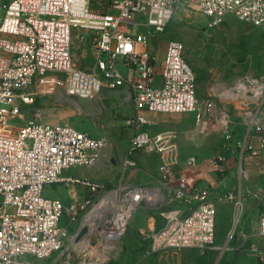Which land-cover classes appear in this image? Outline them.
Segmentation results:
<instances>
[{
  "label": "built area",
  "instance_id": "obj_1",
  "mask_svg": "<svg viewBox=\"0 0 264 264\" xmlns=\"http://www.w3.org/2000/svg\"><path fill=\"white\" fill-rule=\"evenodd\" d=\"M176 2L10 0L2 5L0 264H48L45 259L65 249L69 238L68 227L59 225L63 210L76 221L81 213L86 216L99 205L85 235L76 241L80 253L91 246L95 237L100 241H118L139 206L159 203L164 205L163 224L152 233L149 252L226 248L215 244V201L209 198L206 187L191 185L184 175V171L199 165V159L180 155L175 128L155 132L138 129L151 123L141 111L194 112L198 124L212 123L230 139L232 121L222 99L242 102L240 117L244 132L237 141L241 161L246 154H258L264 145V80L246 74L226 87L231 88V94L225 93V87L215 86L208 98L199 100L195 72L185 58L184 45L171 39L158 69L162 82L152 85L157 56L151 47V28L162 31L167 26ZM190 2L206 17L209 27L228 16L256 26L264 24V0ZM85 34L92 56L89 68L73 60V39L81 42ZM58 73L64 79L61 94L74 99L91 100L104 90L128 89L136 110L129 125L137 130L129 138L127 155L138 151L156 154L159 159L156 181L162 188L147 185L108 188L88 176L63 175L72 167L92 166L107 142L69 123L42 121L35 114L23 120L21 105L33 103L36 79ZM252 131L261 134L259 147L248 141ZM223 161L218 155L217 165ZM240 161L238 173L244 174ZM60 181L84 187L86 195L82 201L66 206L60 199L44 194L47 185ZM217 200L231 201L234 222L235 216L238 220L241 197L237 193L228 191ZM183 202H194L195 206L184 209ZM257 233L264 235V214L259 216ZM247 250L255 253L256 264H264V254L255 244ZM65 263L70 264L67 260Z\"/></svg>",
  "mask_w": 264,
  "mask_h": 264
},
{
  "label": "rangeland",
  "instance_id": "obj_2",
  "mask_svg": "<svg viewBox=\"0 0 264 264\" xmlns=\"http://www.w3.org/2000/svg\"><path fill=\"white\" fill-rule=\"evenodd\" d=\"M207 23L206 17L190 0H177L174 15L167 26L162 31L151 28L153 36L151 47L157 56L156 68L161 65L168 41L178 39L182 41L185 58L195 72L199 100L208 98L213 87L231 86L238 77L246 74L264 80V24L256 26L231 16L213 27L207 26ZM73 44L74 62L81 67L89 68L92 56L86 34L81 42L74 38ZM63 81L62 73H58L57 76L48 74L42 79H36L33 103L21 105L23 120L35 114L42 121L69 123L79 130H86L92 136L104 138L107 144L103 148L106 147L108 150L107 157L115 153L117 156L115 163L118 168L109 175L112 177L109 178L111 180L109 184L115 185H109L110 187H115L119 180H133L143 185H152L151 182L157 177L158 158L155 155L139 151L131 157L133 166L127 164L129 167L125 168L128 156L127 139L133 130L129 121L134 114L130 101L125 99V94L103 91L91 101L74 99L61 94ZM222 103L230 112L235 135L226 139L212 123H193L190 129H185V133L183 131V135L190 138L183 142V154H193L198 159V156L204 157L199 161L210 159L217 164L218 155L225 158L223 147L236 146L238 150L237 141L242 138L240 136L242 102L222 99ZM155 115L171 117L173 114L154 113L153 117L149 116L156 125L158 122L169 121L155 118ZM192 121V113L183 114L181 125H191ZM55 185H47L44 194L50 196ZM112 196L111 194V199ZM161 209L160 204L142 205L130 219L122 237L114 243L113 249L106 252V256L102 258L97 257L96 252L105 246L106 241H100L97 237L92 239L91 246L84 252L76 250L77 242L73 243L71 237L78 232L85 214L81 213L75 221L67 210H63L59 225L68 227L69 238L62 252L64 255L61 264H66L62 262L63 260L69 261L70 264H128L132 259L142 257V254L149 250L151 240L148 223H151L152 227L154 224L155 228L162 224L163 218L158 214ZM234 213L233 209V225L231 229L229 228L230 231L223 237L216 236L215 244L226 247L222 251L185 248L176 251L167 249L147 255L159 258L160 264L167 260L171 261V264H246L241 261L242 256H238L244 248L237 247L238 243H234L236 237ZM67 256L70 258L67 259Z\"/></svg>",
  "mask_w": 264,
  "mask_h": 264
},
{
  "label": "crops",
  "instance_id": "obj_3",
  "mask_svg": "<svg viewBox=\"0 0 264 264\" xmlns=\"http://www.w3.org/2000/svg\"><path fill=\"white\" fill-rule=\"evenodd\" d=\"M9 1L10 0H0V18L3 15L2 5L8 3ZM160 63L162 64V62ZM160 67L161 65L158 68H156L157 72L152 79V82H151L152 85L158 86L162 82V78L158 70ZM104 91H109V90H104ZM110 91L111 92L116 91L121 94H125V99H128V101H130L132 105V110L134 112L133 116L136 114V110L133 107L132 101L128 94V89L126 87H120L116 90H110ZM94 99H91V100H94ZM141 113H143L146 117L150 119L149 116L153 117L154 113L157 114V113H165V112L141 111ZM190 113H192V120H193L192 124L187 125V126L181 125L183 114H190ZM168 114H173V115L171 117H166V116L160 117V116L155 115V118H163L165 120H168L169 122H164V123L158 122V124L155 125V123L152 122V120L150 119L151 120L150 125L148 126L140 125L138 126V129L148 128L150 131L155 132V131H160L166 128H175L178 131L177 142H178L180 155L182 157L193 155V154H183L182 151H183V142H185V140L187 141L190 140V138H187L185 137V135H183V131L185 129L186 130L190 129L193 123L194 124L196 123L195 113L194 112H181V113H168ZM263 120H264V114H263ZM131 128L133 130H132L130 137L132 136L134 131L137 130L133 126H131ZM232 131H233V135H235L233 127H232ZM243 132H244V126L241 123V129H240L241 135L240 136L243 135ZM262 134L264 135V132ZM94 137H97V136H94ZM260 137H261V134H258L252 131L250 135L248 136V141H250V143L253 146L259 147ZM129 138L127 139V142L129 141ZM222 152L225 158H224V161L220 165L213 163L210 159H207V160L201 159L202 161L199 163V165H197L193 169L184 171V175L191 185L206 187L208 190L209 198L215 201L216 236L218 235L220 237H223L225 233L230 231L233 225V220H232L233 219V203L228 200L219 201L217 200V197L228 191H233L241 197V208L239 212V218L236 223L234 222L236 224V226L234 224V226L236 227L235 229L236 237L234 239V243L236 244L238 243L237 247L238 246L241 247L242 245V247L244 248V250H241V252L238 253V256L240 255L242 256L241 257L242 262L244 263L246 262V264H256L257 257L255 253L247 249L251 244H255L256 247H258L264 254V235H259L257 233V222H258L259 216L261 214H264V145L259 149L258 154L256 155L246 154L245 156H243L240 163H241L242 169L244 170V174L238 173L239 162H238L237 147L236 146H230V147L225 146V148L223 147ZM107 153H108L107 148L106 147L102 148L99 153V157L97 158V160L92 166L72 167V168L66 169L63 172V175L64 176H74V177L88 176L89 178L99 181L103 183L106 187L110 188L109 185H115V184H109L111 181L110 179L112 178L109 175L114 170H116L118 166L115 163V159L117 158L116 153L109 155L108 157H107ZM136 153L137 152L133 153L131 156H127V158L125 156L126 158L125 168L129 167L127 166V164H131L133 166V160L131 159V157H133L134 154ZM150 154H153V153H150ZM153 155H155L158 158L156 154H153ZM198 157L199 159L204 158L200 156ZM127 160H130V163H128ZM158 162H159V159H158ZM156 171H157V166H156ZM105 178H107L108 180H104ZM135 183L136 182H134L133 180L131 181L119 180L115 187L118 188V187H123L125 185H143L141 183H136V184ZM151 183L152 185L150 186L152 187L162 188L161 185L158 184L156 179H154ZM54 184L56 185H55V188L52 189L50 197L60 199L66 206L72 202L82 201V199L86 195V189L80 185L66 183L63 181H60ZM111 187H114V186H111ZM159 204L161 205L162 209L159 210L158 214L161 215V211L164 209V205L162 203H159ZM172 204L179 205L178 202H172ZM194 206H195L194 202H189V203L183 202L184 209H189L190 207H194ZM140 207L141 206H139L137 210ZM162 224H160L157 228H155L154 224L152 227L151 223H148V230H151V235L154 231L158 230L162 226ZM164 250H167V249H164ZM164 250H159V251H156L155 253H159ZM63 251L64 249L48 257L47 259H45V262L48 264H61V258L64 255V253H62ZM150 253L152 252H149L148 250L145 252V254H142V257L134 258L128 264H160V262L158 261L159 258L158 259L157 257L151 258L147 255ZM62 262L65 263V260H63ZM163 264H171V261L167 260Z\"/></svg>",
  "mask_w": 264,
  "mask_h": 264
},
{
  "label": "bare ground",
  "instance_id": "obj_4",
  "mask_svg": "<svg viewBox=\"0 0 264 264\" xmlns=\"http://www.w3.org/2000/svg\"><path fill=\"white\" fill-rule=\"evenodd\" d=\"M226 88V87H225ZM231 88H226V90H225V93H231ZM114 194L115 193H113L112 195V197H114ZM110 199H111V196L109 197ZM109 198H107V200L109 199ZM106 200V201H107ZM99 206H101V205H99ZM99 206H97L94 210H92L91 212H89L86 216H85V218L83 219V222H82V225L80 226V228H79V230H78V232L76 233V234H74V235H72V242L73 243H76V241H79L80 239H82L83 238V236L85 235V233H86V231L88 230V228H89V226L91 225V223H92V221H93V218H92V216H93V214H94V211L99 207ZM237 221V216H235V222ZM107 239H109V237L107 236L106 237ZM116 241H108L107 240V242L105 243V246L102 248V249H100V250H98V252H96V256L97 257H100V258H102V257H105L106 255V252H108L109 250H112L113 249V245H114V243H115ZM82 243V242H81ZM76 246H78V244H76ZM76 249H78V250H80L79 249V246L76 248ZM96 260V259H95ZM94 260V261H95ZM93 261V262H94Z\"/></svg>",
  "mask_w": 264,
  "mask_h": 264
}]
</instances>
